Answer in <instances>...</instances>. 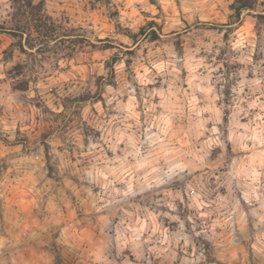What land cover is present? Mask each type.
Segmentation results:
<instances>
[{"label": "clouds", "instance_id": "clouds-1", "mask_svg": "<svg viewBox=\"0 0 264 264\" xmlns=\"http://www.w3.org/2000/svg\"><path fill=\"white\" fill-rule=\"evenodd\" d=\"M0 264H264V0H0Z\"/></svg>", "mask_w": 264, "mask_h": 264}]
</instances>
